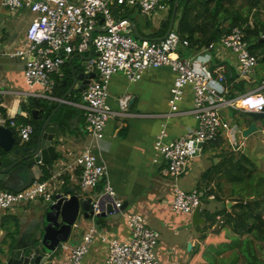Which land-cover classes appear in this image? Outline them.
<instances>
[{"label": "built area", "instance_id": "built-area-1", "mask_svg": "<svg viewBox=\"0 0 264 264\" xmlns=\"http://www.w3.org/2000/svg\"><path fill=\"white\" fill-rule=\"evenodd\" d=\"M0 3L11 12L28 10L34 15V20L26 32L28 45L15 51L5 50L3 53L27 60L24 81L29 88L26 93L29 99L69 103L55 95L53 76L63 75V68L73 54H96L93 63L88 67L89 72L96 73V78L83 92L87 123L85 129L92 142L72 163H66V168L70 170L80 168V186L83 192L96 190L108 174L106 164L96 154L95 148L105 139L108 122L116 114L108 102L111 80L116 74H122L128 81L136 83L142 80L144 73L150 69L170 68L175 74V79L170 90L168 116L179 114V104L184 98L185 89L192 88V114L198 122V128L175 141L165 143L167 131L163 125L154 146L155 162L159 157L164 158L167 162L164 173L174 179L184 175L190 162L201 156L205 146L219 140L225 125V109L264 114V82L250 92L229 98V83L233 75L229 65L221 63L211 69L208 66L209 60H204L201 54L188 59L182 58L178 50H188L190 42L175 30L157 41L135 38L133 22L128 18H117L112 11V6L117 5L123 6L124 11L138 9L143 15L150 17L157 12L167 11V1L0 0ZM216 46L233 54L236 60V79L250 78L255 74L259 58L251 53L242 28H234L231 33L224 35ZM3 93L0 90V101ZM130 101V96L120 98L122 111L128 110ZM0 126L14 130L22 143H28L34 134L32 124H19L14 117L6 114H0ZM259 130L264 134V119ZM227 131L234 150L239 151L243 143L239 145L237 137L242 136V132L231 126ZM56 184H59L58 180H54L52 176L45 181H33L19 191L0 189V213L39 199L54 204ZM206 193V190L199 188L187 191L175 187L172 208L177 214L191 216L202 206ZM116 195L112 184L105 180L99 198L105 199V206L109 203L106 198L113 199V207L121 210L123 203L117 200ZM207 199L213 201L216 197L209 195ZM94 211L95 214L99 213L98 201L94 202ZM125 219L131 237L123 243L116 240L109 242L108 264H165L157 255L160 233L151 229L141 214L128 213ZM217 220L213 226L214 230L224 223L222 217ZM97 233L93 222L79 243L73 245L69 240L62 242L56 250L61 251L56 258L60 257L53 259V254L49 255L45 264H83Z\"/></svg>", "mask_w": 264, "mask_h": 264}, {"label": "crops", "instance_id": "crops-1", "mask_svg": "<svg viewBox=\"0 0 264 264\" xmlns=\"http://www.w3.org/2000/svg\"><path fill=\"white\" fill-rule=\"evenodd\" d=\"M125 11H128L131 15L137 32L142 36L160 32L163 23L169 19V9L164 12H157L150 17L143 15L138 9L131 11L126 9ZM114 14L117 15L115 11ZM139 16H145V22L141 21ZM33 20L34 15L30 11L11 12L0 3V53H2V56H5L3 54L5 50L15 51L28 45L26 32ZM175 26L176 24H174V28ZM167 32L162 33L157 39H163ZM204 50L206 48L190 53V58L201 54L204 60H209L208 66L211 69L221 63L229 65L233 72L229 83V96L236 94L234 98L238 97L239 90L235 88L232 81L235 79L236 82H240L239 79L235 78L234 65L236 60L233 54L221 47L217 48L216 45L211 51L207 49L203 52ZM184 51L189 52L187 49H184ZM89 54L75 53L69 62L73 60L74 64L81 65L84 62L83 58H88ZM92 55L93 58L96 57L95 53H92ZM258 60L255 79L258 77L257 80L262 84L264 82V60L262 61L261 57ZM69 62L63 68V75L53 76L55 80L54 93L58 97H61L60 94L63 91L60 86L62 81H66L65 76L69 71ZM261 65L262 69L258 71V67ZM18 68L21 70L14 71L7 68L0 70V90L4 92L1 95L0 110L7 116L14 117L17 123L22 124L27 119L29 120V114L24 111V107L27 106L26 102L29 100L26 95L29 88L24 81L23 65H18ZM174 79L175 74L168 67L150 69L144 73L142 80L136 83L128 81L122 74H116L112 77L108 102L116 114L108 122L105 139L95 148L96 154L106 164L108 174L96 190L91 192H83L81 189L80 168L75 167L71 170L66 168V163H72L76 156L80 155L92 142L85 129L87 123L83 93L75 92L73 96L66 99L69 103L51 102L42 99V103L47 108L57 106V112L51 124L57 126L52 143L58 157L50 164L39 165L44 173L45 170H48L54 180H58L59 184H56L57 194L78 195L80 199L95 197L96 202L99 203V195L104 189L105 180H108L116 191L117 200L123 204L127 203V207L123 210L114 208L115 212L104 218L91 216L89 219H85L81 212L69 238L70 243L73 245L79 243L88 228L93 225V222L98 230L89 247V252L83 260V264H108L109 242L116 240L123 243L131 237L125 219V215L128 213L143 215L149 227L157 231L159 228L166 235L165 240H161L160 235L157 248V255L165 264H189L192 251L200 243L202 234L192 236V232H189L191 236L187 238V243L193 245L190 254L175 242L180 234L185 238L188 237V231L186 230L188 224L194 226L191 224L190 218L188 220L187 215L177 214L173 210L174 188L181 187L187 191L194 188L205 190L204 186L206 185L203 180H215L210 188L214 190L216 197L219 196L220 198L214 201L206 200L207 202H203L202 208L204 210L208 209L209 212H216L226 206L230 210L235 206L236 200H239L241 195L226 181L229 180V177L224 168L219 172H216L215 168L227 162L229 157H234L236 164L243 162L246 165L247 163L244 161L246 153L258 151L262 154L261 157L264 158V134L259 130L248 138L243 137V131L249 128L255 120L249 113L229 108L223 111L225 125L219 140L205 146L201 156L190 162L186 172L180 178L174 179L166 175L164 171L167 168V162L162 157H159L155 162L154 150L156 137L162 130L163 125H165L167 131L165 143L175 141L198 128V122L192 114L194 95L191 87L185 89L184 98L179 104V114L168 116L170 113V90ZM249 81H252V78H249ZM68 88L67 85L66 89L68 90ZM241 90L240 94L251 91H244L243 88ZM123 96H130L131 101H133L132 103L130 101L131 104L129 103L127 111H122L119 105V100ZM20 108H22L21 112ZM0 114L3 113L0 112ZM43 116L45 118L43 119L44 122L49 115L43 114ZM20 118L25 119V121ZM257 125L258 128L262 127V119L257 121ZM230 126L238 128L242 132V136L238 135L237 137L239 145L243 143L239 151L234 150L227 136V128ZM37 139L38 137H35L32 143H28L33 144ZM242 150H244V153H242ZM249 157L252 164L247 165L248 168L251 169L249 166H252L255 176L260 177L257 165L250 155ZM258 159L260 158L256 160ZM37 172L40 174L39 169ZM208 173L209 176H207ZM262 174L261 176H264V173ZM21 180L30 179L24 177ZM32 181H36V179L34 178ZM32 181L26 182L25 186ZM22 184V182H19L9 188L0 187V189L15 191L23 188L21 187ZM210 188L209 190H211ZM228 188L229 190H227ZM103 200V209L100 210L99 206V213H106V206L112 201L113 204L115 202L113 199L106 198L109 203L105 206V199L103 198ZM47 204L37 200L0 213V253L3 252V246L6 250L7 243L12 240L15 243L18 239H23L25 242L31 241L32 238L36 239L35 242L41 239L44 232V216L49 207ZM195 228L201 229L200 226ZM56 257L52 258L58 259L60 256Z\"/></svg>", "mask_w": 264, "mask_h": 264}, {"label": "trees", "instance_id": "trees-1", "mask_svg": "<svg viewBox=\"0 0 264 264\" xmlns=\"http://www.w3.org/2000/svg\"><path fill=\"white\" fill-rule=\"evenodd\" d=\"M167 2L169 4V19L163 23L160 32L149 36H142V34L138 33L140 37L149 41H157V38L162 33L168 31L176 0H168ZM262 8H264V0H179L174 30L183 39H187L190 42V48L187 51L192 53L204 48L211 51L224 35L231 33L234 28H242L246 34L251 53L259 58L261 57L263 61L264 20L260 13ZM124 9L123 6H112V11L113 13L114 11L116 12L117 15H114L117 18H128L132 21L128 11L123 13ZM68 73H66L65 80ZM232 81L236 89L243 82H236L237 80L235 79ZM66 88L67 85L62 81L60 89H63V91L60 94V98L65 95ZM234 97L235 94L229 96V98ZM41 108H46V115H50L56 110L57 106L54 105L47 108L43 103L37 106L31 100L30 105L24 107V111L29 114V120L25 121V119L20 118L25 121V124L30 123L34 126V134L29 141L30 143L35 137H38L44 117L42 113H39V118L35 119L31 112L34 109ZM0 112L4 114L3 111L0 110ZM227 160V162L217 166L215 170L219 172L224 168L229 177V180L226 181L241 196L230 210L225 206L222 210L216 212H209L208 209L202 211L201 216L206 219L204 229L213 228L218 222V217H222L224 223L213 232L201 235L200 243L192 251L189 264H208L205 256L208 249H212L214 246H217L215 249H221L225 246L233 252H238L239 256L243 254L245 264H264V260L260 256V245L264 244V176L256 177L254 170L252 168L249 169L247 166L251 165L252 162L245 157L246 165L243 162L236 164L234 157H229ZM207 176H209V173ZM51 177V173L45 170L41 181L48 180ZM214 181L203 180L206 185L204 189L207 191L204 202H207V196L215 195L214 190L210 188ZM217 198L219 199L220 197L217 196ZM228 232L236 237L234 244L230 243L231 237L228 236Z\"/></svg>", "mask_w": 264, "mask_h": 264}, {"label": "water", "instance_id": "water-1", "mask_svg": "<svg viewBox=\"0 0 264 264\" xmlns=\"http://www.w3.org/2000/svg\"><path fill=\"white\" fill-rule=\"evenodd\" d=\"M178 3L179 0H176L170 27L165 37H167L174 28ZM133 34L135 37L143 39L139 36L135 24H133ZM4 55L5 56H2V53H0V70L7 68L19 71L21 69L18 68V65H23V69H25L26 59ZM83 59L84 62L81 65L74 64L73 60L69 62L70 69L67 79L64 82L69 86L63 96L65 100L73 96L75 92L83 93L92 80L96 78L95 72L88 71V67L93 63L92 52L89 54L88 58ZM31 60H33V58ZM239 81H249V78L241 77ZM31 100L36 103L37 106L42 103V99L31 98L26 102L27 106L30 105ZM132 102L133 101H131V103ZM21 111L22 108H20V112ZM56 112L57 110L53 111L43 122L38 139L33 144L22 143L14 130L0 126V187L9 188L13 184L15 185L16 183L22 182L23 184L21 187L25 188L28 186H25L26 182L32 181L34 178L40 181L44 176V172L40 169L41 167L39 165H47L57 159L58 154L52 143L57 126L51 124ZM31 113L33 118L38 119L39 113L46 114V108L34 109ZM249 115L255 122L243 131L244 138H248L258 132L259 128L257 121L264 119L263 113H249ZM38 169L40 170V174L37 172ZM24 177L30 180H21ZM55 200L56 202L51 204L45 213L44 232L41 235V239L38 242H35V238H32L29 242H25L23 239H18L15 243L13 240L10 241L7 243L6 250L3 246V252L0 253V264H45L48 261V256L54 254L62 242H67L69 240L73 227L78 221L81 212L85 219H89L91 216L104 218L115 212L112 201L106 206V213L102 212L95 214V197L80 199L78 195L66 196L58 193L55 196ZM103 203V198H100L98 203L100 210L103 209ZM126 207L127 203H124L121 210ZM202 207L203 204L201 207H198L190 217L191 224L194 227H204L206 225V219L201 216L204 210ZM228 207L230 206L228 205ZM192 246V244H189L188 249L191 250Z\"/></svg>", "mask_w": 264, "mask_h": 264}, {"label": "rangeland", "instance_id": "rangeland-1", "mask_svg": "<svg viewBox=\"0 0 264 264\" xmlns=\"http://www.w3.org/2000/svg\"><path fill=\"white\" fill-rule=\"evenodd\" d=\"M260 13H261V17H262V19L264 20V8H262L261 9V11H260ZM254 14V13H253ZM134 16V15H133ZM136 16V15H135ZM140 17V16H139ZM141 19V21H143V22H145L144 21V18H145V16H143V17H140ZM178 53L182 56V57H186V58H190L191 57V54L189 53V52H185L184 51V49L183 48H181V49H179L178 50ZM259 58V57H258ZM262 69V65L261 66H259L258 67V71H260ZM258 74V73H257ZM257 75H252L250 78H252V81H243L242 82V85L240 86V87H237V90H239V89H244V91H248V90H251V89H254V88H257V87H259L260 85H261V82H259L257 79H258V77H257V79H255V77H256ZM241 92H240V90L238 91V94H240ZM243 93V92H242ZM236 95V94H235ZM229 97V96H228ZM254 152V151H253ZM242 153H244V150H242ZM261 153H259L258 151L257 152H254V153H246V155H244V157L245 158H247V159H249L250 160V157H249V155L251 156V159L255 162V164L257 165V169H258V172H259V176H261V175H263L262 173H264V162H263V160H264V158L263 157H261L262 156V154L260 155ZM257 157H256V156ZM258 155H260V156H258ZM257 158H260V159H258V160H256ZM263 162V163H262ZM250 168H252V166H249ZM252 170H253V168H252ZM256 178V177H255ZM257 179V178H256ZM258 180V179H257ZM263 182H264V180H263ZM227 190H229V188L227 189ZM39 200H41V201H43L42 199H39ZM44 202V201H43ZM212 204H214L213 202H212ZM51 204L50 203H48L47 204V206H50ZM191 216H188L187 218H188V220H189V218H190ZM205 227V226H204ZM204 227H201V229H198V228H195V227H192L190 224H188V226H187V228H186V230L188 231V233H187V235H188V237H184L183 235L181 236V234H180V236H178L179 238L178 239H175V242H177V244H179V246H182V249H184V250H187V253H189L190 254V251L191 250H189L188 248H189V243H187L188 242V240H187V238H189V236H191L190 234H189V232H192V236L193 235H195V234H197L198 236H199V234L201 235V234H203V233H207V234H209V233H211V232H213L214 231V229L213 228H211V229H209V228H207V230H206V228L204 229ZM151 228V227H150ZM203 228V229H202ZM151 229H153V228H151ZM156 230V229H155ZM158 232L160 233V235H161V240H165V237H166V235H164L163 233H162V230H160L159 228H158ZM232 232V231H231ZM233 233V232H232ZM228 234V236L229 237H231V244L233 243H235L236 242V237H234L230 232H228L227 233ZM235 234V233H234ZM196 235V236H197ZM69 242H70V240H69ZM264 245V244H263ZM198 246V245H197ZM217 246H214L212 249L211 248H209L208 249V251H207V254H206V256H205V258H206V262L208 263V264H213V263H216V264H245V258H244V255L243 254H240V256H239V254H238V252H233L230 248H226L225 246L224 247H222L221 249H215ZM260 256H261V258H263V260H264V246H261V248H260ZM61 254V251H56L52 256L53 257H56V256H58V255H60Z\"/></svg>", "mask_w": 264, "mask_h": 264}]
</instances>
